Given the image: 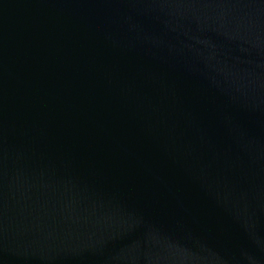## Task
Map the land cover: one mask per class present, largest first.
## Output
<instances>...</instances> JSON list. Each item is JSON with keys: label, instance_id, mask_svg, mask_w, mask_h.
Instances as JSON below:
<instances>
[{"label": "water", "instance_id": "obj_1", "mask_svg": "<svg viewBox=\"0 0 264 264\" xmlns=\"http://www.w3.org/2000/svg\"><path fill=\"white\" fill-rule=\"evenodd\" d=\"M0 264H264V0H0Z\"/></svg>", "mask_w": 264, "mask_h": 264}]
</instances>
